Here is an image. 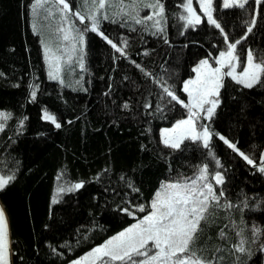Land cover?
<instances>
[{
    "label": "trees",
    "instance_id": "obj_1",
    "mask_svg": "<svg viewBox=\"0 0 264 264\" xmlns=\"http://www.w3.org/2000/svg\"><path fill=\"white\" fill-rule=\"evenodd\" d=\"M66 2L65 22L62 5L53 0H0V113L7 116L0 119V175L14 177L0 190V203L9 224L11 264H69L147 215L161 184L191 180L204 165L218 203L201 222L193 250L212 264H264V173L258 171L264 84L246 89L225 78L213 118L200 120L213 133L208 149L191 140L168 148L160 136L188 115L162 86L187 101L184 81L195 76L192 69L201 60L211 62L227 50L225 36L228 43L241 41L240 62L246 63L249 51L264 62V2L247 0L244 8L226 9L222 0H213V17L223 32L207 23L196 0L202 22L187 28L179 19L187 14L184 0H160L162 17L142 24L115 15L117 3L105 10L116 22L99 16L98 32L88 21L74 22L83 41L53 79L39 30L58 35L59 23L69 27L73 13L86 9L84 0ZM152 11L141 7L140 17ZM157 20L163 31L154 26ZM45 113L60 127L44 119ZM216 172L222 184L211 178ZM77 183L82 187L75 189ZM241 239L243 253L236 251Z\"/></svg>",
    "mask_w": 264,
    "mask_h": 264
},
{
    "label": "snow or ice",
    "instance_id": "obj_2",
    "mask_svg": "<svg viewBox=\"0 0 264 264\" xmlns=\"http://www.w3.org/2000/svg\"><path fill=\"white\" fill-rule=\"evenodd\" d=\"M88 2L89 0H84L85 6ZM193 2L194 0H184L182 4V8L187 14L181 15L179 19L185 21V28L194 27L202 22L200 15L193 7ZM196 2L199 4V11L207 18V23L223 32L221 25L213 17V0H196ZM262 2L264 0H256L258 5ZM53 3L62 5L60 11L65 15L61 19L66 22V14L70 11L69 4L66 0H53ZM117 3L120 7L115 15L129 16L136 24L152 20L153 16L162 17L164 12L160 0H155V3H145L144 0H128L127 4L124 3V0H91L92 8L86 15H81L79 12L73 15L81 24H85L86 21L90 22V30L98 32L99 16H102L104 20L112 19L113 23L116 22L105 10ZM246 3L247 0H223V7L226 9L234 6L244 8ZM141 5L144 8L152 9V14L141 18ZM128 9H131V12ZM251 23L254 25L255 19ZM159 24L160 21L157 20L154 26L158 27ZM57 31L63 34L64 41L77 38L81 42L83 41V36L79 34L80 30L74 25L58 28ZM158 31H163V29L158 27ZM247 31L251 32L252 27H248ZM73 32H76L77 36H73ZM99 34L121 56L126 55L123 48L103 36L102 32ZM244 38L246 35L241 39ZM225 42L227 50L221 51L219 56L214 58L215 66L208 59H203L192 69L195 77L184 81L182 91L186 94L187 101L181 99L169 87L162 86L163 92L171 98V101L187 109L188 113L187 118L177 120L171 128L161 130V139L166 147L179 149L186 140L202 142L205 149L210 147L213 133L209 130L208 125L199 123V121L213 118L221 103L219 97L221 89L225 87V78H230L236 85L246 89H252L257 84H264V62H255L251 51L248 52L247 62H240L236 55V47L241 41L228 43V38L225 36ZM45 53L46 59H49L51 63L52 70L49 75L55 79L60 72V57L56 56L47 45ZM145 75L149 74L145 73ZM32 96L35 98V92L32 93ZM145 106L149 107V105ZM43 118L56 123L55 118L47 113ZM0 119H7V116L0 113ZM2 127L3 125H0V129ZM56 127L59 128L60 124L56 123ZM219 138L234 152H238L249 165L255 166L253 159L240 152L236 145L223 136ZM216 163L219 165V161ZM260 163L258 171L264 173V154L260 157ZM208 171V166L204 165L199 169V174L191 180L161 184L151 201V211L147 215L105 241L104 244L92 249L84 257L73 261V264H212L211 260L198 256L193 250L198 239L197 234L201 231V222L208 220L209 208L213 202L218 203V196L213 190V185L205 182L209 178ZM13 178L12 176H0V190L4 189ZM211 178L215 180L216 184L223 183V177L219 172H216ZM73 187L79 189L82 184L77 183ZM67 190L71 191L72 188ZM60 191H64V189H60ZM219 195L222 196L223 192H220ZM55 202L53 200V203ZM138 210L144 212L145 206L140 205ZM129 214L131 215V213ZM257 231L254 229L253 235ZM244 244L245 241L241 239L236 251L241 253L247 251ZM152 249H155L154 254H151ZM8 254V228L4 211L0 209V264H8ZM138 257H143V259H137Z\"/></svg>",
    "mask_w": 264,
    "mask_h": 264
},
{
    "label": "rangeland",
    "instance_id": "obj_3",
    "mask_svg": "<svg viewBox=\"0 0 264 264\" xmlns=\"http://www.w3.org/2000/svg\"><path fill=\"white\" fill-rule=\"evenodd\" d=\"M256 1V0H255ZM90 3L88 4V6H85L86 7V9H83V8H78L74 13H76V12H79L81 15H86L90 10H91V8H92V4H91V0L89 1ZM124 3L125 4H127L128 3V0H125L124 1ZM222 4H223V0H222ZM197 5H198V7H199V4L197 3ZM141 7H143V5H141ZM36 9H38V8H36ZM39 10V9H38ZM46 11H48V9L46 8ZM73 13V14H74ZM203 14V13H202ZM46 15V14H45ZM204 15V14H203ZM75 16V15H74ZM41 17H44V16H41ZM78 22L79 24H81L80 23V21L76 18V16H75V18L74 19H69V25L71 24V25H74L77 29L79 28V24H74V22ZM62 26V23H59L58 24V28H62L61 27ZM250 27H252V26H250ZM64 28V27H63ZM248 29V28H247ZM39 32H40V37H41V42H42V46H43V52H44V55H45V60H46V62H47V66H48V71L50 72L52 69H51V63H50V60L49 59H46V53H45V46L47 45L51 50H52V52L56 55V56H58V57H60V72L57 74V77L59 76V74L62 72V70L65 68V66H67V62H68V60L70 59V58H72V56H73V53L75 52V49H76V46L78 45V41H79V39L77 38V39H75V40H69V41H64L63 39H62V33H60V32H58V35L57 34H55V35H48L46 32H45V29L43 30V29H41V31L39 30ZM247 33H248V31H247ZM72 35L73 36H77V34H76V32H73L72 33ZM75 44V45H74ZM255 61V60H254ZM210 62V61H209ZM246 62H247V60H246ZM256 62V61H255ZM210 63H213V66H215L214 65V60L213 61H211ZM238 71H239V69H237ZM195 77V76H194ZM193 77V78H194ZM187 118V117H186ZM199 123H200V121H199ZM169 128H171V127H169ZM164 129H166V128H164ZM162 130V129H161ZM160 136H161V131H160ZM162 140V139H161ZM1 176V175H0ZM160 189V188H159ZM0 209H3V207H2V205H1V203H0ZM3 211H4V209H3ZM4 214H5V220H6V223H7V228H8V249H9V254H8V264H11V244H10V234H9V224H8V219H7V216H6V213H5V211H4ZM141 220V219H140ZM138 221H136V222H134L133 224H135V223H137ZM132 224V225H133ZM131 226V225H130ZM130 226H128L127 228H129ZM127 228H125V229H127ZM124 229V230H125ZM124 230H122V231H124ZM121 231V232H122ZM120 233V232H119ZM118 234V233H117ZM117 234H115L114 236H116ZM114 236H112V237H114ZM112 237H110V238H112ZM110 238H108L107 240H109ZM106 240V241H107ZM102 244H104V243H102ZM102 244H100V245H102ZM100 245H98V246H100ZM98 246H96V247H98ZM96 247H94V248H96ZM93 248V249H94ZM92 250V249H91ZM90 250V251H91ZM90 251H88L87 253H89ZM154 252H155V249H152L151 250V254H154ZM87 253H85L84 255H82L81 257H84ZM81 257H79V258H77V259H75L74 261H76V260H78V259H80ZM137 259H143V257H138ZM69 264H73V261L72 262H70Z\"/></svg>",
    "mask_w": 264,
    "mask_h": 264
}]
</instances>
